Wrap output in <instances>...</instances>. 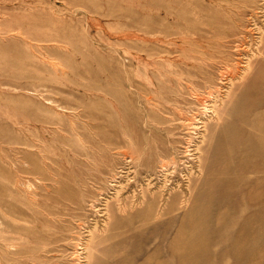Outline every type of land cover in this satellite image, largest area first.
<instances>
[{
	"label": "rangeland",
	"instance_id": "374dc122",
	"mask_svg": "<svg viewBox=\"0 0 264 264\" xmlns=\"http://www.w3.org/2000/svg\"><path fill=\"white\" fill-rule=\"evenodd\" d=\"M0 264H264V0H0Z\"/></svg>",
	"mask_w": 264,
	"mask_h": 264
},
{
	"label": "bare ground",
	"instance_id": "6f19581e",
	"mask_svg": "<svg viewBox=\"0 0 264 264\" xmlns=\"http://www.w3.org/2000/svg\"><path fill=\"white\" fill-rule=\"evenodd\" d=\"M254 106V105H253Z\"/></svg>",
	"mask_w": 264,
	"mask_h": 264
}]
</instances>
